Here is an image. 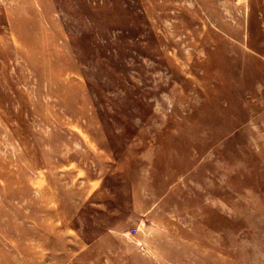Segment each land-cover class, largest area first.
<instances>
[{
  "label": "rangeland",
  "instance_id": "1",
  "mask_svg": "<svg viewBox=\"0 0 264 264\" xmlns=\"http://www.w3.org/2000/svg\"><path fill=\"white\" fill-rule=\"evenodd\" d=\"M0 264H264V0H0Z\"/></svg>",
  "mask_w": 264,
  "mask_h": 264
},
{
  "label": "bare ground",
  "instance_id": "2",
  "mask_svg": "<svg viewBox=\"0 0 264 264\" xmlns=\"http://www.w3.org/2000/svg\"><path fill=\"white\" fill-rule=\"evenodd\" d=\"M257 69H258V68H257ZM258 75H259V74H258ZM260 78H261V77H260ZM262 78H263V77H262ZM262 78H261V79H262Z\"/></svg>",
  "mask_w": 264,
  "mask_h": 264
}]
</instances>
